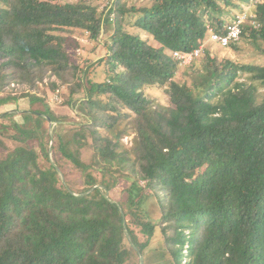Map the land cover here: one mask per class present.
I'll use <instances>...</instances> for the list:
<instances>
[{
    "label": "trees",
    "instance_id": "1",
    "mask_svg": "<svg viewBox=\"0 0 264 264\" xmlns=\"http://www.w3.org/2000/svg\"><path fill=\"white\" fill-rule=\"evenodd\" d=\"M1 3V67L26 73L46 67L62 83L74 80L70 94L83 96L75 103L88 121L57 134L65 118L49 109L35 113L52 124L42 130L0 114V146L4 137L14 144L0 157V264H147L151 256L166 264H264V98L258 100L254 83L264 88V67L219 61L205 50L190 83H179L172 58L205 44L206 17L249 0H155L128 9L115 0L102 14L87 0ZM128 14L136 16L132 28L156 47L123 29ZM254 19L260 28L246 25L240 39L264 44V0ZM209 21L221 32V19ZM70 30L89 32L94 41L110 31L106 81H96V64L80 69L69 62L64 34ZM151 85L167 87L169 106L153 107L143 93ZM122 117L128 121L119 129ZM129 133L125 146L121 138ZM31 140L39 141L48 166L39 163ZM52 140L58 161L60 155L82 173L119 176L126 183L119 199L107 196L118 179L93 191L85 177L82 190L61 183L49 159ZM151 198L160 219L143 207ZM131 212L141 243L126 220ZM158 229L161 243L150 249Z\"/></svg>",
    "mask_w": 264,
    "mask_h": 264
},
{
    "label": "rangeland",
    "instance_id": "2",
    "mask_svg": "<svg viewBox=\"0 0 264 264\" xmlns=\"http://www.w3.org/2000/svg\"><path fill=\"white\" fill-rule=\"evenodd\" d=\"M71 2H75L77 0H67ZM92 7L97 9V12L102 14L105 9L112 5L115 7V0H87ZM155 0H120V4L124 7L131 8H141L147 7L154 3ZM253 5H240L237 8L226 9L223 8L222 11L216 12L211 17H206L207 24L210 27L211 22L209 19H221L224 23L229 21L236 13H239L243 10H247L254 14L255 6ZM3 4L0 0V7ZM107 13L105 14L106 17ZM213 17V18H212ZM136 21V16L126 15L122 22L123 29L126 32L132 34H138L141 38L146 39L153 46H157L156 43L152 42L150 37L144 32H140L132 28L134 22ZM67 38L66 45V54L68 56L69 62L72 65H78L80 69L86 67L87 65L96 64V70L94 75L96 74V81H106V74L104 72L105 65L103 63V58L106 55V50L104 48V43L108 40L110 31L103 33L99 36L98 41H94L90 38L89 32L80 31V30H70L69 33L64 34ZM205 50L210 52L212 57L218 59L219 61L229 59L238 64H243L246 66H257L264 67V44L262 42L254 43L250 38L245 37L244 39H240L239 43L236 44V48H227L220 47L217 44H213L210 41L205 42ZM205 54L200 55L198 58L194 59L190 66H180L178 65V70L176 72V76L174 78L175 81L179 83H190V73L193 67H200V60ZM23 56V55H21ZM29 62L35 64V60L28 59ZM3 61L0 60V114L3 113H12L14 115V120L19 123L20 127L24 129H28L30 127L36 129H45L50 126V123L36 115L35 113L43 112L45 113L48 109L53 111L56 115L64 117V123L58 125L56 127V133L64 134L65 132L76 128L77 125L84 124L88 121V118L82 114L81 105L75 103L78 101L81 96L80 94H73L71 96L70 92L72 89V85L76 83L74 80L71 81L68 85L66 83H62L61 79H58L56 76L52 75L49 71V68H34L32 73H26L23 69L14 66L12 69L10 66H6L2 68ZM46 68V69H45ZM71 73V71H70ZM7 78L3 79L2 75H6ZM248 75L242 74L240 76L241 81H247ZM52 83H56V88L53 89ZM257 87V97L258 100L264 98V88L260 87L257 82H254ZM167 88V87H166ZM164 86L151 85L146 87L143 90L144 95L152 102L153 107L157 106H169V96L167 94V90ZM33 98L35 100H33ZM73 101V107L68 104V100ZM105 98V103H106ZM128 119L122 117L121 122L118 125L119 129H123L126 127ZM3 124L9 125V120H1ZM11 131V130H10ZM99 132H103V129H99ZM51 134V131H49ZM133 138L132 134H127L121 138V143L125 146L131 145V140ZM5 139V140H4ZM3 146H0V157H3L7 154L14 145L12 141H8V138L4 137ZM46 142V140H45ZM31 145H34L37 149V153L39 155V163L43 166H48V163L43 158V154L39 149V141L31 140ZM46 147V146H45ZM55 143L52 140L48 143L47 148L49 151V159L52 163H55L59 170V181L64 185H67L69 188L77 190L83 189V181L84 177L87 181H93L94 185L92 187L93 191L97 187L100 186L101 182L105 183H113L116 181L115 179L120 178L116 175L103 174L96 170H90L86 174L80 172L70 163L64 161L59 155L58 157L55 153ZM86 153L83 156L84 160H88L90 158V150L86 149ZM90 162V161H89ZM84 174V175H83ZM118 179L116 181V186L110 192H108L107 196L113 200L117 201L121 196V189L125 188L126 183ZM140 185L145 187L146 183L141 182ZM89 191L87 194H90ZM154 219H160L162 215V210L160 206L157 204L155 198H151L148 202H146L143 206ZM132 213V212H131ZM127 214L126 220L130 226V228L135 232L139 243L145 240L144 236L139 233L138 227L136 226V218L131 214ZM159 223L164 226L166 223L161 220ZM161 233L158 230L155 231L154 238L151 240L150 249L156 248L161 243ZM141 261V260H140ZM168 261H163L162 258L158 256H151L149 258V262L147 264H166ZM143 264V262L141 263Z\"/></svg>",
    "mask_w": 264,
    "mask_h": 264
},
{
    "label": "built area",
    "instance_id": "3",
    "mask_svg": "<svg viewBox=\"0 0 264 264\" xmlns=\"http://www.w3.org/2000/svg\"><path fill=\"white\" fill-rule=\"evenodd\" d=\"M259 3H261V0H249L250 5ZM246 25L251 26L255 30L260 28V24L254 19V14L243 10L236 13L229 21H226L221 32L216 31L213 27H208V41L222 48L227 47L231 43H237ZM204 48L205 44L192 51H174L172 52V58L180 66H187L204 53Z\"/></svg>",
    "mask_w": 264,
    "mask_h": 264
},
{
    "label": "water",
    "instance_id": "4",
    "mask_svg": "<svg viewBox=\"0 0 264 264\" xmlns=\"http://www.w3.org/2000/svg\"><path fill=\"white\" fill-rule=\"evenodd\" d=\"M52 124L50 123V126H51Z\"/></svg>",
    "mask_w": 264,
    "mask_h": 264
}]
</instances>
